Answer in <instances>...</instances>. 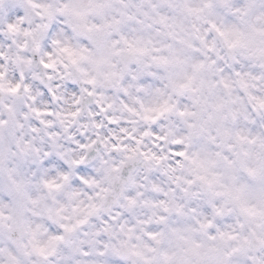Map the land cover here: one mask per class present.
I'll return each mask as SVG.
<instances>
[{
	"label": "clouds",
	"instance_id": "9594fccd",
	"mask_svg": "<svg viewBox=\"0 0 264 264\" xmlns=\"http://www.w3.org/2000/svg\"><path fill=\"white\" fill-rule=\"evenodd\" d=\"M0 264H264V0H0Z\"/></svg>",
	"mask_w": 264,
	"mask_h": 264
}]
</instances>
